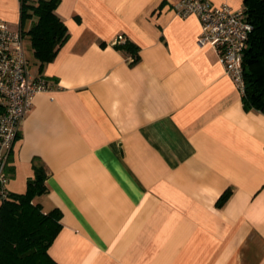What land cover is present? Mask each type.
I'll return each instance as SVG.
<instances>
[{
  "label": "crops",
  "instance_id": "0c3cea01",
  "mask_svg": "<svg viewBox=\"0 0 264 264\" xmlns=\"http://www.w3.org/2000/svg\"><path fill=\"white\" fill-rule=\"evenodd\" d=\"M180 1L55 9L69 36L30 68L52 86L33 96L6 172L23 192L34 164L45 168L34 201L60 211L48 249L59 264H264V111L244 106ZM0 18L21 31L34 20L21 21L20 0H0Z\"/></svg>",
  "mask_w": 264,
  "mask_h": 264
},
{
  "label": "trees",
  "instance_id": "16d2710c",
  "mask_svg": "<svg viewBox=\"0 0 264 264\" xmlns=\"http://www.w3.org/2000/svg\"><path fill=\"white\" fill-rule=\"evenodd\" d=\"M60 0H20L21 21L34 18L31 26L22 30L31 41L39 70L51 61L67 40L69 33L55 9ZM246 19L253 28L243 52L242 67L244 106L264 111V0H242ZM135 59L136 46L125 40L117 44ZM47 174L41 164H34L23 192H8L0 203V264H59L48 252L61 227L60 211H44L34 201L46 192ZM228 194L224 193V200Z\"/></svg>",
  "mask_w": 264,
  "mask_h": 264
},
{
  "label": "built area",
  "instance_id": "2783aa9c",
  "mask_svg": "<svg viewBox=\"0 0 264 264\" xmlns=\"http://www.w3.org/2000/svg\"><path fill=\"white\" fill-rule=\"evenodd\" d=\"M176 9L181 16H197L201 27L197 44L210 45L217 51L225 71L243 91V52L253 28L244 9L215 5L210 0H181ZM125 40L123 35H118L115 44ZM51 86L47 78L32 75L23 32L12 30L0 18V200L9 192L6 166L23 117L33 96L51 89Z\"/></svg>",
  "mask_w": 264,
  "mask_h": 264
},
{
  "label": "rangeland",
  "instance_id": "374dc122",
  "mask_svg": "<svg viewBox=\"0 0 264 264\" xmlns=\"http://www.w3.org/2000/svg\"><path fill=\"white\" fill-rule=\"evenodd\" d=\"M26 27H27V25H25L24 28H26ZM24 44L26 47V52H27V57H28L29 63H30V68L34 69L38 65V61L36 60V58L33 55L30 38L28 35H25V34H24ZM0 203H1V200H0Z\"/></svg>",
  "mask_w": 264,
  "mask_h": 264
}]
</instances>
